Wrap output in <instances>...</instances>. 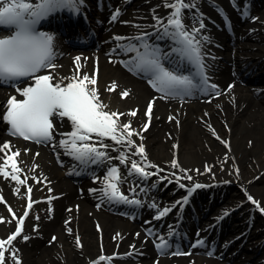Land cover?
<instances>
[{
    "label": "bare ground",
    "instance_id": "obj_1",
    "mask_svg": "<svg viewBox=\"0 0 264 264\" xmlns=\"http://www.w3.org/2000/svg\"><path fill=\"white\" fill-rule=\"evenodd\" d=\"M258 1L264 3V0ZM30 2L34 7L37 0ZM124 2L122 0L117 8L120 12L117 28L104 35L100 49L68 52L69 56L58 58L54 62L56 67L47 71L56 83L62 82V86L73 76L88 74L94 77L96 85L88 87L96 88L100 100L108 105L105 111L123 113L119 116L118 126L130 124L129 130L134 133L128 137L125 131V141L120 144L108 137L88 141L95 147L100 146L107 162L102 172L94 173L81 187L69 179L73 165L67 156L72 154L61 143L69 140V135H55L47 145H27L9 137L2 112L6 100L20 96V92L18 88H0V192L3 195L0 198V218L10 214L15 216L13 220L7 217L6 223L0 224L2 239L14 234L15 223L25 214L28 200L35 202L24 226V238L27 239L20 235L15 243L13 240L11 245H5L8 249L5 263L16 264L12 258V253H16L20 264H245L242 255L225 259L227 253L224 251L229 243L223 242L224 246L215 248V240L201 249L193 243L189 254L158 255L146 232L158 236L161 229L156 225V219L160 213H154V221L142 233H136L139 217H127L126 220L109 212L111 189L106 185L109 183L108 173L116 168L121 177L118 191L129 198L149 203V199L161 190V187H157L158 191L153 189L161 177L169 176L173 180L172 190L177 188L175 184L187 183L188 179L207 187H213L217 182H232L243 186L245 193L241 195L238 189L228 195L212 218L217 220L243 202H248L252 208L260 203L264 208V173L260 175L264 170V94L258 93L254 85L243 84L241 74L251 70V66H258V71L264 75V11L257 22L238 20L241 22H237L236 35L233 36L222 21L219 30V19L214 11L215 5L223 6L224 0H185L194 5L183 10L182 18L188 26L196 29L200 23H208L207 17H211V27L206 31L200 29L197 35L199 38L208 37L207 41H200L206 64L218 67L226 78L218 83L219 89L208 100L195 97L193 101H186L189 93L160 91L159 85L144 83L116 66L117 61H124L129 68L136 69L137 52L132 50L133 46L140 53L145 52L142 47L145 42L150 49H159L154 40L163 33L162 24H167L172 12L166 5L173 0H150L147 3L137 0L132 7L127 6L122 11ZM196 14L202 17L198 18ZM116 37L122 39L117 40ZM212 44L218 52L214 56ZM230 47L234 49V58H229L226 52ZM59 52L66 53L64 50ZM162 54L163 51L159 50L158 55ZM76 57H80L79 62ZM228 65L231 67L226 70ZM113 82L117 87L109 91ZM120 83L129 93L127 97H121L124 91H120ZM30 86V83L25 84L19 89ZM150 101L154 106L149 118L146 110ZM133 110L138 111L137 116L127 114ZM56 124L59 132L74 130L67 118L60 117ZM128 140L132 141L131 145ZM102 144L109 147L104 148ZM141 144L143 154L136 151ZM17 152L19 155L14 159L18 171L13 175L19 180H14L13 175L4 176L2 171L6 168L5 161L12 163L9 158ZM115 156L124 158L125 163L114 159ZM52 158L56 159L55 162ZM132 161L151 173L147 176L150 179L148 188L137 186L141 178L136 180L132 174ZM202 165L206 169L198 167ZM178 193L180 197L183 195L181 190ZM167 219L166 228H176L173 216ZM241 222L243 220L234 221V225L228 226V231H245L247 226L245 228ZM216 231V228H209L198 234L195 241L204 240L206 235ZM134 252L141 254L133 256Z\"/></svg>",
    "mask_w": 264,
    "mask_h": 264
},
{
    "label": "snow or ice",
    "instance_id": "obj_2",
    "mask_svg": "<svg viewBox=\"0 0 264 264\" xmlns=\"http://www.w3.org/2000/svg\"><path fill=\"white\" fill-rule=\"evenodd\" d=\"M81 4L82 0H41L34 8L30 0H3L0 2V26H8L10 29H14V34L10 37L0 38V82H15L19 78L28 76L35 79L34 86L17 89L20 95L24 97L22 101L13 96L7 102L8 107L4 119L11 125L14 135H19L26 140L34 139L37 142L51 140L53 123L50 117L53 115L67 117L72 122L74 130L70 133V139L61 143L70 154L74 155L75 159L86 164L89 161L97 163L106 157L105 152L99 151L93 144L84 143L91 139V134L94 133L98 137H108L120 144L125 141V131H127L128 137L134 133L129 130L130 124L118 126L119 116L123 113L105 111L108 105L100 100L96 88L88 87L89 85H96L97 81L94 77H90L88 74H84L82 77L73 76L70 82L62 86V82L53 83L51 75H35L41 69L56 67L53 63L56 55L53 43L54 36L38 32L36 30L37 23L50 13L62 9L78 13ZM166 6L170 7L172 12L167 24H162L163 33L159 38L169 36L176 44L180 45L179 49L173 51H179L182 56L193 63L198 68L201 84L208 86V77L204 75L200 49V41H207L208 37L202 36L198 39L196 35L200 29L204 28V24L200 23L199 27L192 31L186 29L182 21L183 10L194 7V5L185 2V0H173ZM119 15L120 12L117 9L111 19L115 21ZM169 28L174 31L170 32ZM116 39L122 38L116 37ZM138 39L143 40V37ZM142 47L145 48L144 53H140L135 46L132 49L137 52L136 67L140 70L150 71L155 81L160 85V91L178 86L185 89L197 86L193 85L189 77L177 76L166 70L159 62L158 49H150L146 42ZM76 60L79 62L80 57H76ZM116 87V83L113 82L108 90L114 91ZM210 87L215 89L216 85L213 84ZM128 95L127 91L121 93L122 98ZM151 110L152 104L149 103L146 110L149 118ZM127 114L135 116L137 113L133 110ZM144 127L146 128L147 125ZM127 143L131 145L132 141L128 140ZM101 146L109 147V145L104 144ZM4 147L7 148L8 145L5 144ZM136 151L143 154V145H139ZM16 155L19 153L17 152L9 158L12 160L13 172L18 171L14 159ZM124 162L125 160L122 158L121 163ZM7 163L8 161H5V165ZM131 167L142 176L151 175L136 161L131 162ZM117 171L116 168H112L108 173L109 183L106 186L111 189V198L138 203L137 201H128L126 196L118 193L117 184L111 182ZM12 179L19 180L16 175H13ZM20 182L22 183V181ZM196 187H200V185H196ZM28 192H31V188L28 189ZM253 202L255 203V201ZM28 207L30 208L31 204ZM167 211L168 209H164L160 215L163 216ZM26 215L27 213H25ZM0 222L3 221L0 220ZM22 224L23 219H19L14 234L9 235L6 239H0V264H5V252L8 251L5 245H11L12 241L20 235ZM77 244H79V240H77ZM12 258L16 260V264H20L15 254ZM100 259L103 260L104 257Z\"/></svg>",
    "mask_w": 264,
    "mask_h": 264
},
{
    "label": "rangeland",
    "instance_id": "obj_3",
    "mask_svg": "<svg viewBox=\"0 0 264 264\" xmlns=\"http://www.w3.org/2000/svg\"><path fill=\"white\" fill-rule=\"evenodd\" d=\"M122 86V88H120ZM119 88H120V91H124V90H126V88L123 86V85H121V83L119 84ZM199 168H201V169H206L203 165L202 166H198ZM229 172H231V170H229ZM235 187V186H234ZM238 188V187H237ZM238 189H236L235 191H237Z\"/></svg>",
    "mask_w": 264,
    "mask_h": 264
}]
</instances>
